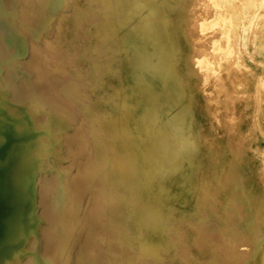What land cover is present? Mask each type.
Listing matches in <instances>:
<instances>
[{"label":"bare ground","instance_id":"6f19581e","mask_svg":"<svg viewBox=\"0 0 264 264\" xmlns=\"http://www.w3.org/2000/svg\"><path fill=\"white\" fill-rule=\"evenodd\" d=\"M231 1L207 0L217 20L178 0H0V264L214 247L236 259L199 264H241L264 246V78L233 62L264 54V0L246 22L220 18Z\"/></svg>","mask_w":264,"mask_h":264},{"label":"rangeland","instance_id":"374dc122","mask_svg":"<svg viewBox=\"0 0 264 264\" xmlns=\"http://www.w3.org/2000/svg\"><path fill=\"white\" fill-rule=\"evenodd\" d=\"M242 1H244V3L246 5L241 6V8L239 9L238 13L236 14L234 11V8L239 4L242 5ZM224 3L223 5H221V14H220V18L223 17L226 19H229L231 16H235V18L237 19L236 21H242V22H246L248 21V15H251L254 11V7L256 6V0H233L231 2H222ZM216 8V4L213 2H207V0H178V9L173 11V15L174 16H178L180 14H183V17L188 16L189 13L191 14H195L198 12H208L210 14V12L213 10V14H216V10L214 9ZM239 8V6H238ZM219 16V13H217ZM217 17V20H220ZM237 16V17H236ZM235 21V23H236ZM234 23V22H233ZM232 23V24H233ZM200 51L202 53V55H206L208 54L213 60L216 58L214 56H212L213 54V49L211 47L210 44H208L206 47L203 48H198L196 52ZM234 63H240V71L238 73V77H240L242 74H247L246 78L248 76L254 75L255 73H260V75L264 78V54L261 52H257V54L254 55H249L248 53H246L243 49H242V53L239 57V55L233 60ZM232 70V69H231ZM233 71L231 73V75H233ZM237 77V78H238ZM250 94H254L253 92H249ZM252 101H254L252 99ZM256 141V145L260 148L261 151V147L264 145V142H260L257 140ZM263 151V149H262ZM254 162L256 163L257 166L260 167L261 171H264V154H260L259 157H257L256 161L254 160ZM264 216V215H262ZM263 219V218H262ZM259 221L260 218H259ZM244 242H249L248 238H244L243 239ZM203 248H200V250L202 251ZM206 250H208L210 253H213L216 258L218 257L219 260L221 262L226 261L227 259L229 260H235V257H232L233 254V250H229V249H224L221 248L220 250L218 248H206ZM207 253V252H205ZM221 253V255H220ZM213 254H209L207 253L206 256H201V258H199L198 256L196 257H191V260L188 259V262H192L194 261L195 264H199L200 262H206L207 260L212 259ZM226 254V255H225ZM260 254V255H259ZM264 246L261 247L259 250H257L256 252H254L253 254H248L246 255V259H244L243 256H241L242 258L239 260V262H241V264H251L252 260L255 261L256 259V263L253 262V264H264ZM196 255V254H195ZM259 258V259H257ZM223 259V260H222ZM249 260V261H248ZM258 260V261H257ZM188 262H186V264H188ZM189 263V264H190ZM177 264H181L180 262H178Z\"/></svg>","mask_w":264,"mask_h":264}]
</instances>
